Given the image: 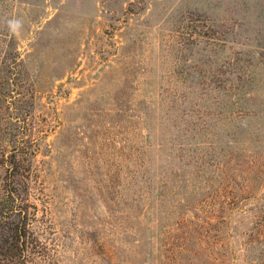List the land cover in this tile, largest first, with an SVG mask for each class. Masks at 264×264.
Segmentation results:
<instances>
[{"label": "rangeland", "instance_id": "374dc122", "mask_svg": "<svg viewBox=\"0 0 264 264\" xmlns=\"http://www.w3.org/2000/svg\"><path fill=\"white\" fill-rule=\"evenodd\" d=\"M0 48L25 264H264V0H0Z\"/></svg>", "mask_w": 264, "mask_h": 264}, {"label": "trees", "instance_id": "16d2710c", "mask_svg": "<svg viewBox=\"0 0 264 264\" xmlns=\"http://www.w3.org/2000/svg\"><path fill=\"white\" fill-rule=\"evenodd\" d=\"M16 64L15 60L9 63L0 58V105H8L22 93L8 88L9 72L16 71ZM7 130L4 123H0V264H25L39 240L33 228L32 203L28 193L26 197L23 195L34 176L30 157L33 152L27 147V135L11 133L12 137L4 139L2 135Z\"/></svg>", "mask_w": 264, "mask_h": 264}, {"label": "clouds", "instance_id": "9594fccd", "mask_svg": "<svg viewBox=\"0 0 264 264\" xmlns=\"http://www.w3.org/2000/svg\"><path fill=\"white\" fill-rule=\"evenodd\" d=\"M8 24H9L10 30L14 32L20 27V21L18 20H10Z\"/></svg>", "mask_w": 264, "mask_h": 264}]
</instances>
